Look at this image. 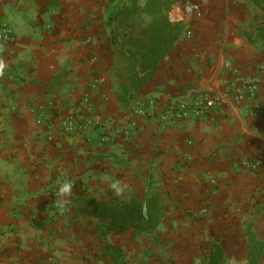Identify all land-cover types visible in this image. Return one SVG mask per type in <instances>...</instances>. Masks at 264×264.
<instances>
[{
	"label": "crops",
	"instance_id": "crops-1",
	"mask_svg": "<svg viewBox=\"0 0 264 264\" xmlns=\"http://www.w3.org/2000/svg\"><path fill=\"white\" fill-rule=\"evenodd\" d=\"M120 1L0 0V25L13 31L0 55V264H113L102 255L108 245L126 264H208L203 254L218 248L220 264H248V228L264 242V118L249 114V102L203 120L160 115L198 94H229L239 79L258 85L264 108L259 12L250 0H174L180 38L130 92L137 67L119 21L107 24ZM190 6L201 16L189 18ZM98 78L94 128L64 134ZM151 193L164 215L155 231L104 233L107 217Z\"/></svg>",
	"mask_w": 264,
	"mask_h": 264
},
{
	"label": "trees",
	"instance_id": "trees-1",
	"mask_svg": "<svg viewBox=\"0 0 264 264\" xmlns=\"http://www.w3.org/2000/svg\"><path fill=\"white\" fill-rule=\"evenodd\" d=\"M250 2L259 12L254 18L255 33L257 41L264 47V0ZM174 3V0H122L110 8L107 24L119 21L118 26L124 32L123 45L128 48L137 67L129 87L130 92L138 91L153 77L180 38L184 25L171 19ZM163 216L158 193L149 194L143 201L136 197L120 207L117 214L107 217L110 223L104 228V233L108 235L112 231H122L129 227L139 233L153 232ZM247 235L248 264H259L264 256V242L256 237L251 228H248ZM222 254V248H218L209 257L203 254L202 261L220 264ZM102 255L109 257L113 264H126L121 250L114 246L103 248Z\"/></svg>",
	"mask_w": 264,
	"mask_h": 264
},
{
	"label": "built area",
	"instance_id": "built-area-1",
	"mask_svg": "<svg viewBox=\"0 0 264 264\" xmlns=\"http://www.w3.org/2000/svg\"><path fill=\"white\" fill-rule=\"evenodd\" d=\"M186 15L190 18L196 15L201 16V11L198 6H190L187 8ZM48 29H52L51 25L47 26ZM13 31L7 27L0 25V55L4 53L8 44L12 42ZM95 59H93V62ZM225 67L233 73H238V70L233 69L230 65L225 64ZM105 82L104 79L98 78L93 80L89 85L88 93L83 97L80 102L79 115L70 114L63 122L62 131L66 135H73L79 129L83 131H90L95 126L94 105L91 100V93L98 91L99 87ZM258 85L255 82H247L239 79L236 86L229 94H223L218 98L208 97L205 94H198L189 101H183L177 104H169L163 107L160 115L161 121H193L203 120L207 118L211 110L215 108H222L226 104H236L242 102H249V114L255 117L264 118V108L257 103ZM156 106L154 101L148 102V108L153 109ZM146 113V108L140 103L135 108V115L142 116ZM78 117L82 121V126L78 122ZM43 116L37 117V123L41 125L43 123ZM118 134L128 136L130 134L129 128H120L117 130ZM102 143H106L108 140L106 137L100 139ZM251 168H257L258 163L250 164Z\"/></svg>",
	"mask_w": 264,
	"mask_h": 264
},
{
	"label": "clouds",
	"instance_id": "clouds-1",
	"mask_svg": "<svg viewBox=\"0 0 264 264\" xmlns=\"http://www.w3.org/2000/svg\"><path fill=\"white\" fill-rule=\"evenodd\" d=\"M68 187H69L68 185H65L63 191H67L68 190Z\"/></svg>",
	"mask_w": 264,
	"mask_h": 264
},
{
	"label": "rangeland",
	"instance_id": "rangeland-1",
	"mask_svg": "<svg viewBox=\"0 0 264 264\" xmlns=\"http://www.w3.org/2000/svg\"><path fill=\"white\" fill-rule=\"evenodd\" d=\"M170 209H171V210L173 209V206H172V205L170 206ZM173 211L175 212V211H178V210L174 208Z\"/></svg>",
	"mask_w": 264,
	"mask_h": 264
}]
</instances>
